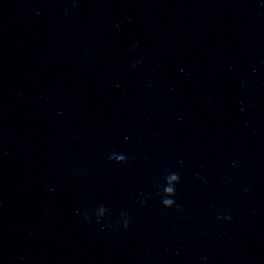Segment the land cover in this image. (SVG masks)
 Listing matches in <instances>:
<instances>
[{"label": "water", "instance_id": "obj_1", "mask_svg": "<svg viewBox=\"0 0 264 264\" xmlns=\"http://www.w3.org/2000/svg\"><path fill=\"white\" fill-rule=\"evenodd\" d=\"M0 264H264V0H0Z\"/></svg>", "mask_w": 264, "mask_h": 264}, {"label": "clouds", "instance_id": "obj_2", "mask_svg": "<svg viewBox=\"0 0 264 264\" xmlns=\"http://www.w3.org/2000/svg\"><path fill=\"white\" fill-rule=\"evenodd\" d=\"M111 159V157H110ZM118 163H124L125 162V157L123 155H118L117 157ZM168 182H169V187L165 189V192L167 195L171 196V199H163L162 200V206L164 209H170L173 207L174 200L173 197L175 196V189L171 187V184L175 183L177 184L179 182V176L176 173L170 174L168 177ZM127 227V225H125Z\"/></svg>", "mask_w": 264, "mask_h": 264}]
</instances>
